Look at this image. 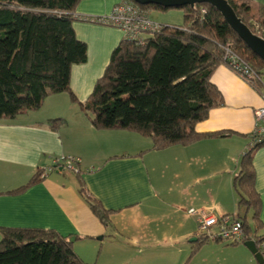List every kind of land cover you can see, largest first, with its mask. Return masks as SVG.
<instances>
[{
    "label": "crops",
    "instance_id": "obj_1",
    "mask_svg": "<svg viewBox=\"0 0 264 264\" xmlns=\"http://www.w3.org/2000/svg\"><path fill=\"white\" fill-rule=\"evenodd\" d=\"M119 1L82 0L75 13L108 15ZM251 1L253 11L264 5V0ZM164 14L160 18L170 23L166 19L171 13ZM73 26L88 47L87 61L73 65L70 80L74 96L84 102L124 39V31L81 18ZM212 82L224 102L196 124V131L226 135L159 150L150 137L135 132L95 129L67 92L49 95L39 109L2 120L0 241L2 227L45 228L74 237V249L87 264H259L243 242L200 243L199 217L189 214L191 208L217 216L241 213L234 180L252 142L255 111L264 104L263 86L252 85L226 63L215 69ZM52 119L65 123L53 129ZM63 156L79 158L86 189L112 211L109 225L93 212L79 191L78 175L71 170L50 171L28 188L12 192ZM253 166L261 198V235L264 144L253 152Z\"/></svg>",
    "mask_w": 264,
    "mask_h": 264
},
{
    "label": "trees",
    "instance_id": "obj_2",
    "mask_svg": "<svg viewBox=\"0 0 264 264\" xmlns=\"http://www.w3.org/2000/svg\"><path fill=\"white\" fill-rule=\"evenodd\" d=\"M80 1L0 0V122L39 109L51 94L67 92L95 129L127 130L150 137L154 149L226 135L196 131V124L224 102L212 75L220 64L229 62L226 46L249 63L261 78L264 61L249 49L214 6L208 3L197 4L195 8L187 6L184 24L160 23L162 29L148 35L144 43L124 38L113 50L91 95L82 102L70 86L73 65L88 59L87 44L78 38L73 26L76 19H84L75 13ZM228 2L256 34L257 21L264 37V5L253 11L251 0ZM137 4L148 12L151 6H157ZM250 83L262 86L258 79ZM64 123L63 119L50 120L53 129ZM259 146L244 154L234 188L240 210L245 211L238 215L243 224L242 242L254 240L264 255V234H259L261 198L255 188L253 166V152ZM75 173L80 180V193L100 220L109 225L112 211L89 193L82 181V171ZM43 178L40 169L27 184L12 192H20ZM250 210L253 217L249 221ZM1 234L0 264H87L75 251L72 237L54 229L2 227ZM198 239L200 243L208 241L205 236Z\"/></svg>",
    "mask_w": 264,
    "mask_h": 264
},
{
    "label": "built area",
    "instance_id": "obj_3",
    "mask_svg": "<svg viewBox=\"0 0 264 264\" xmlns=\"http://www.w3.org/2000/svg\"><path fill=\"white\" fill-rule=\"evenodd\" d=\"M85 20H92L101 24L119 27L124 31V38L144 43L148 35L154 34L162 29V25L152 21L148 11L142 9L132 0H121L114 5L112 11L104 16H83ZM259 29L258 35L263 32L257 21L254 22ZM226 57L228 65L241 77L250 82L258 79L262 86V98L264 101V82L256 73L253 67L237 55L232 48L226 46ZM256 125L252 132V142L249 149L264 144V104L255 111ZM79 158L75 156H63L54 159V165L43 171V176L50 171L67 169L78 172ZM189 214L198 215L199 236H205L208 240H217L227 243H239L244 239L243 224L241 219L233 215L217 216L204 211H197L194 208L189 210ZM264 247V246H263Z\"/></svg>",
    "mask_w": 264,
    "mask_h": 264
},
{
    "label": "water",
    "instance_id": "obj_4",
    "mask_svg": "<svg viewBox=\"0 0 264 264\" xmlns=\"http://www.w3.org/2000/svg\"><path fill=\"white\" fill-rule=\"evenodd\" d=\"M140 4H152L162 7H187L195 8L197 4L208 3L214 6L223 16L229 26L245 42L252 52L257 54L264 61V37L256 34L237 15L228 0H132ZM197 238H193L196 240ZM74 240V237L71 238ZM248 249L254 254L259 264H264V255L258 250L254 240L245 242Z\"/></svg>",
    "mask_w": 264,
    "mask_h": 264
},
{
    "label": "rangeland",
    "instance_id": "obj_5",
    "mask_svg": "<svg viewBox=\"0 0 264 264\" xmlns=\"http://www.w3.org/2000/svg\"><path fill=\"white\" fill-rule=\"evenodd\" d=\"M185 9H186V7H181V8L175 7V8H172L170 10H164V9L158 8L157 6H151V10L153 12H152V14H150V16H151L150 18H151L152 21H155L157 23H161V24H164V25H169V26H176V25H178L180 23L184 24V22H185V16H184ZM164 13H171L169 15L170 18L166 19L170 23H168L167 21H164V20L162 21L161 18L164 17V15H165ZM85 21L99 24V22H95V21H92V20H85ZM262 79H263V82H264V68L262 70ZM67 172H69V171H67ZM240 212L242 214H245L244 209L240 210ZM252 217H253V212L250 210L248 212V220L250 221L252 219ZM252 256L257 261V259L255 258L254 254H252Z\"/></svg>",
    "mask_w": 264,
    "mask_h": 264
}]
</instances>
